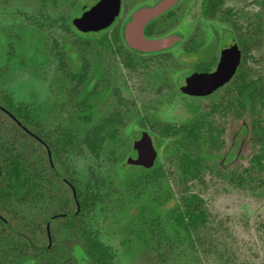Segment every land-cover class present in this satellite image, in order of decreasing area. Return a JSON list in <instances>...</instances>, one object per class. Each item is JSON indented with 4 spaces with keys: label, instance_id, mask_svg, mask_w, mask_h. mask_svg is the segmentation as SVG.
<instances>
[{
    "label": "trees",
    "instance_id": "obj_1",
    "mask_svg": "<svg viewBox=\"0 0 264 264\" xmlns=\"http://www.w3.org/2000/svg\"><path fill=\"white\" fill-rule=\"evenodd\" d=\"M86 1L35 0L41 10L51 4L65 2L69 5L67 25L72 32L70 34L80 33L79 40L71 42L67 52L70 69L68 78L75 81L73 89L77 92L78 100V110L74 116L62 123L56 131L46 132L30 103L18 99L8 88L0 87V228L5 229L2 232L8 237L16 235L21 241V247L25 249L23 257L29 254L37 264H69L68 260H62V252H69L77 241L81 242L88 264H113L110 247L87 231L85 213L94 208L99 200H112L121 193V189L136 186L139 187L135 194L138 211L131 220L137 226L135 253L141 264H172L175 243L194 245V239L212 243L214 237L220 234L219 227L228 225L227 219L216 220L212 217L205 199L191 189L196 180L205 184L206 174L215 171L242 184L244 178L237 166L219 163L223 153H226L230 161L234 157V152L226 148L225 141L220 138L226 133L228 120L230 138L233 140L244 136V149L251 151L252 166L245 169L246 180L252 189H257L259 182L264 184V74L261 72L257 75L250 65L255 59L254 50L264 48V24L263 27L257 25L241 28L235 15L230 17V11L225 12L221 21L215 18L217 1L202 0V20L177 45L179 52L173 51L177 48L174 46L167 51L148 54L130 48L123 38L124 22L137 5L146 0H124L123 11L111 26L98 32L82 33L75 29L72 20L82 13ZM186 13V5L179 4L152 20L146 26L145 34L158 37L169 33L180 26ZM228 19L240 44V66L228 83L210 93L220 102V115L214 116L211 110L202 114L203 121L210 125L209 138L217 144L216 149L211 147L193 152L191 143H198L204 138L201 134L203 124L198 123L196 116L180 122L163 120L141 109L142 106L135 101L124 118H118L117 112L112 119H104L100 115L109 103L111 75L103 71H91L86 54L88 52L98 57V52L92 51V45L98 44L109 51L113 50V56L120 60L124 68L140 77L143 83L157 85L161 82L168 88V96L173 97L180 92L179 80L174 78L176 73L183 76L190 69L206 72L214 69L221 38L214 23H223ZM205 25H211L217 35L210 37ZM79 42L83 44H77ZM44 47V41L35 37L34 44L26 48L25 54L43 64L42 57L48 55L43 52ZM196 54L202 57L193 63L183 59V56ZM15 56L18 55L11 33L1 30L0 65L6 68L8 61ZM20 57L25 59L23 55ZM190 109L195 107L190 106ZM95 120H111L114 123L110 138L112 163L119 164L121 168L136 167L141 171L128 172L122 177L119 170L115 169L111 181L98 191L91 181L81 182L70 173L65 160L67 152L79 142H85L90 148L99 147L91 136L80 139V135ZM129 123L134 125L129 133L124 134V128ZM145 125L150 126L146 130L151 134L156 133L154 140L157 148L164 145L165 162L179 170L187 189L169 211L171 213L164 214L166 221L172 222L171 230H165L162 225L163 201L155 203L149 200L148 194L154 184L153 180L159 175L164 176L162 159L158 157L152 168L125 164L129 155L136 154L133 140L140 136ZM163 195L167 200L172 193L166 190ZM14 246H8L5 250L7 254L14 253ZM5 251L0 248V264H13L11 256H5ZM242 264L253 263L245 261Z\"/></svg>",
    "mask_w": 264,
    "mask_h": 264
},
{
    "label": "rangeland",
    "instance_id": "obj_2",
    "mask_svg": "<svg viewBox=\"0 0 264 264\" xmlns=\"http://www.w3.org/2000/svg\"><path fill=\"white\" fill-rule=\"evenodd\" d=\"M88 1L92 4L95 0ZM215 1L216 19L223 21L224 18L221 17L230 11V17L234 14L241 28H253L257 25L263 27L264 0ZM182 3L190 9L187 8L180 26L172 31L182 29L187 37L198 21L202 20L200 11L203 1L183 0ZM68 14L69 5L65 2L51 4L41 10L35 0H0V31L11 33L15 51L19 56L11 58L6 68L0 65V87L8 88L18 99L30 103L39 115L46 132L59 129L62 123L74 116L78 110L77 92L73 89L75 81L72 82L68 78L70 69L67 52L69 44L79 40L80 33L71 35L72 32L67 25ZM229 24L230 19L223 23L217 21L214 23L220 35L228 30L234 32ZM205 27L209 30L210 37L217 35L211 25ZM35 37L45 43L43 52H47L48 55L46 58L42 57L43 64L25 54L26 48L34 44ZM77 44L82 45L83 42ZM82 47L85 48L84 45ZM179 50V47L173 49L175 53ZM92 51L98 52V57L95 56L96 59L93 54L87 52L91 71L99 73L103 71L111 75L109 103L100 112L104 119H112L116 112L119 113L118 118H124L134 101L142 106L141 109L163 120L180 122L196 116L198 123L203 124L201 134L204 138L198 143H191L193 152L217 148V144L209 138L210 125L203 121L202 114L211 110L213 115L218 117L220 115L218 111L222 109L218 99L211 94L191 96L181 91L169 97L168 88L160 84L161 82L157 85L145 84L140 77L124 68L120 60L113 56V50L109 51L108 48L97 44L92 45ZM22 55L25 59L20 57ZM253 55L255 59L250 63L252 69L257 75L261 72L264 74V48L255 49ZM201 57V54H197L183 56V59L193 63ZM181 75L176 73L174 78L179 80ZM190 106L195 109H190ZM113 124L111 120L107 122L95 120L90 123L80 135V139L83 136H91L99 147L90 148L82 141L76 147L69 148L66 154L65 160L70 167V173L81 182L91 181L96 191L111 181L115 169L119 170L122 177L128 172H141L136 167L121 168L119 164L112 163L110 138ZM133 125L134 123H129L124 128V134L129 133ZM136 126L140 128L139 125ZM226 127V133L220 138L225 141L226 148L234 152V157L230 161L226 153H223V159L219 160V163L222 165L232 163L237 166L244 178L242 184L239 185L215 171L213 174H206L205 184L196 180L191 189L205 199V205L212 217L216 220L227 219L228 225L219 227L220 234L214 237L212 243L197 239H194V245L175 243L172 264H242L245 261L264 264V184L258 181L257 189L250 187L245 169L252 166L251 151L244 149V136L233 140L230 138V120ZM142 129H150V126L145 125ZM155 134L152 132L154 138ZM163 149L164 145L159 148V157L164 163V176L159 175L153 180L154 184L148 194L149 200L155 203L163 201L162 205L160 204L164 218L162 225L165 230H171L172 222L166 221L164 214L171 213L169 211L176 206L182 192L187 189L181 180L179 170L165 162ZM138 190L139 187L136 186L123 188L114 199H101L94 208L85 213L87 231L110 247L113 264H141L135 253L137 226L131 222L138 211V202L135 199ZM166 190L172 193L167 200L163 195ZM3 230L5 229L0 228L1 250H7L9 245L17 246H14V253L7 254L5 251V256H11L13 264H37L31 255L23 257L25 249L21 247L20 239L16 235L6 236ZM73 245V249L66 254L62 252V260L63 258L68 260L69 264H88L81 242L77 241Z\"/></svg>",
    "mask_w": 264,
    "mask_h": 264
},
{
    "label": "water",
    "instance_id": "obj_3",
    "mask_svg": "<svg viewBox=\"0 0 264 264\" xmlns=\"http://www.w3.org/2000/svg\"><path fill=\"white\" fill-rule=\"evenodd\" d=\"M181 0H155L135 8L131 18L124 23L123 38L126 44L142 53H156L172 49L186 38L182 29H176L158 37H148L146 26L155 18L167 12ZM122 0L86 1L82 13L73 18V25L82 33L98 32L107 29L120 16ZM239 66V44L232 32L226 34L221 48V57L215 70L210 72H190L179 79V89L191 96H204L228 83ZM135 155H129L125 164L152 168L159 157L153 135L149 130H141L133 140Z\"/></svg>",
    "mask_w": 264,
    "mask_h": 264
},
{
    "label": "flooded vegetation",
    "instance_id": "obj_4",
    "mask_svg": "<svg viewBox=\"0 0 264 264\" xmlns=\"http://www.w3.org/2000/svg\"><path fill=\"white\" fill-rule=\"evenodd\" d=\"M153 1H155V0H146V1H143V2H141L140 4H138L135 8H137L139 5H141V4H143V3H146V2H153ZM183 2V0H181L180 1V3H178L177 5H175L173 8H175L176 6H178L179 4H181ZM203 4V3H202ZM123 7H124V0H122V10H121V13H122V11H123ZM189 6H187V8H188ZM134 8V9H135ZM173 8H171V9H173ZM133 9V10H134ZM171 9H169L168 11H170ZM188 9H190V8H188ZM187 9V10H188ZM133 10L131 11V13H130V17H129V19L131 18V14H132V12H133ZM167 11V12H168ZM166 13V12H165ZM161 16V15H160ZM158 18V17H157ZM129 19H127V20H129ZM156 19V18H155ZM126 20V21H127ZM154 20V19H153ZM125 23V22H124ZM228 32H232L233 34H234V32L232 31V30H228V31H226V32H224L220 37V41H219V43H218V54H219V57H218V61H217V64H216V66L214 67V69L213 70H215L216 69V67H217V65H218V63H219V60H220V57H221V48H222V45H223V42H224V40L226 39V34L228 33ZM234 36L236 37V35L234 34ZM236 40H237V37H236ZM237 42H238V40H237ZM178 44H181V43H178ZM177 44V45H178ZM238 44H239V42H238ZM177 45H175V47H177ZM148 54H150V53H148ZM197 55V54H196ZM194 56V55H193ZM240 59H241V48H240V44H239V66H240ZM239 66H238V68H239ZM213 70H211V71H213ZM195 71H198V70H192V69H190V70H188L185 74H187V73H190V72H195ZM198 72H206V71H198ZM207 72H210V71H207ZM226 84V83H225ZM179 85V84H178Z\"/></svg>",
    "mask_w": 264,
    "mask_h": 264
}]
</instances>
